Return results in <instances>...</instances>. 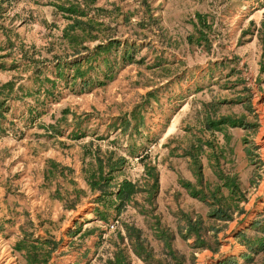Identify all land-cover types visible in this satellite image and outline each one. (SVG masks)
<instances>
[{
  "label": "rangeland",
  "instance_id": "374dc122",
  "mask_svg": "<svg viewBox=\"0 0 264 264\" xmlns=\"http://www.w3.org/2000/svg\"><path fill=\"white\" fill-rule=\"evenodd\" d=\"M263 223L264 0H0V264H264Z\"/></svg>",
  "mask_w": 264,
  "mask_h": 264
},
{
  "label": "trees",
  "instance_id": "16d2710c",
  "mask_svg": "<svg viewBox=\"0 0 264 264\" xmlns=\"http://www.w3.org/2000/svg\"><path fill=\"white\" fill-rule=\"evenodd\" d=\"M66 10L68 12L75 13V17L73 19H71V22H69L66 26H65V31H66V42L68 44H70V46L74 47V46H78V45H82L81 42L84 39L90 38V34L93 29H95L96 25L101 24V21H98L97 18L95 16L92 15H86V12H83L84 8L81 7L79 8L76 4L71 3L70 7H66ZM81 10V14L80 16H76L77 11L80 12ZM70 14V15H71ZM84 15V18H82ZM199 23L204 24L203 19L200 17V14L197 13L196 14ZM263 23V21H262ZM196 31L198 32L197 34V39L200 38H204V35L201 31V28L196 29ZM94 36H96V34H94ZM187 38H190V35L187 36ZM69 40V41H68ZM118 40H115L114 38H106L103 42H99L97 43L95 46H92L91 49L86 50L85 55L79 57V58H73L69 61H63V63H69L70 65L74 66V68L76 69V73L81 74L82 71H79L78 69V65L83 61V60H87V58H89V56L91 54H93L94 52L97 51H107L112 45L117 44ZM83 48H85V46L83 45ZM92 52V53H90ZM62 63V62H61ZM59 65V63H57ZM56 64V65H57ZM233 121V120H231ZM115 164V161H111L110 163V167H108V169H112L113 165ZM99 173V172H98ZM94 173H92L93 175ZM100 178H106V177H100ZM96 176V179H93L92 177L88 178L87 181L89 183V185H93L96 184L97 188L99 189V192L94 199H100V198H104L107 197V195H111L112 193L117 195L118 197L124 198L126 197L128 194H130V192L133 190V184H131L129 181H125L123 180L120 184H116V187L114 188V190H107L106 189V183L107 181H105L104 183L100 184L99 183V179ZM216 212H213V214H215ZM224 213L222 212L220 215H223ZM264 224V223H263ZM264 231V226L262 228ZM25 236H22V238L18 239L15 241L16 243V247L18 249H20L22 247V243L25 242ZM257 243H259L258 245H262V243H264V238L259 239L256 238ZM29 243V242H28ZM138 245H136V248L133 247V250L135 253H139V255H141L143 258L146 256V254H142V252L144 251L143 249H141L140 247H142L141 245H139V242H137ZM30 247H33V244H29ZM22 249H26V258H28L29 262L33 261L35 259V256L38 254L36 253H31L29 251V249H27V245L22 248ZM244 257H247L245 254H243ZM112 257L110 258H106L104 264H130L128 256L126 254V252L124 251V247L122 249L116 250L113 252V254L111 255ZM222 261V264H231L233 263L231 259H229V257L224 258Z\"/></svg>",
  "mask_w": 264,
  "mask_h": 264
}]
</instances>
